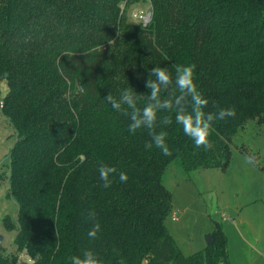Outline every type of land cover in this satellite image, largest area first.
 Masks as SVG:
<instances>
[{
    "label": "trees",
    "instance_id": "obj_1",
    "mask_svg": "<svg viewBox=\"0 0 264 264\" xmlns=\"http://www.w3.org/2000/svg\"><path fill=\"white\" fill-rule=\"evenodd\" d=\"M140 2L151 6L145 27L127 14ZM190 64L204 111L236 115L214 123V148L204 151L173 112V123L156 129L168 133L172 155L146 150L148 131L129 133V119L103 99L127 88L148 95L152 68L174 81L175 66ZM2 81L0 109L16 133L7 197L18 208L16 225L7 215L2 223L27 264H70L85 249L104 264H230L216 222L212 243L183 256L165 226L172 203L163 178L171 162L185 173L225 169L235 133L264 121V0H0ZM146 102L140 96L137 106ZM100 163L128 181L103 188ZM90 211L101 224L94 241ZM0 264H17L16 255L0 252Z\"/></svg>",
    "mask_w": 264,
    "mask_h": 264
},
{
    "label": "rangeland",
    "instance_id": "obj_2",
    "mask_svg": "<svg viewBox=\"0 0 264 264\" xmlns=\"http://www.w3.org/2000/svg\"><path fill=\"white\" fill-rule=\"evenodd\" d=\"M145 9L146 2L130 7L129 21L135 23L131 13ZM0 84L2 97L8 87L4 81ZM260 123L249 119L235 133L225 169L185 173L175 162L167 167L163 184L171 194L172 211L165 226L183 256L203 249L216 222L227 238L228 263L264 264V121ZM15 137L0 109V252L16 255L17 264H27L26 254L17 253L13 244L15 231H7L2 223L7 215L16 225L18 208L7 197L8 153ZM249 155L255 156V166L246 163Z\"/></svg>",
    "mask_w": 264,
    "mask_h": 264
},
{
    "label": "clouds",
    "instance_id": "obj_3",
    "mask_svg": "<svg viewBox=\"0 0 264 264\" xmlns=\"http://www.w3.org/2000/svg\"><path fill=\"white\" fill-rule=\"evenodd\" d=\"M195 68L194 64L176 65L173 81L172 75L166 68L154 67L149 71V78L145 81L148 95H137L132 88H127L121 91L119 99L109 93L103 101L114 111L129 119L127 128L129 133L135 135L141 129L148 131L150 140L145 143L146 150L155 147L165 156L172 155L167 143L168 133L156 129L171 125L173 123L171 114L174 112L176 124L181 126L183 134L190 138L194 146L197 149L210 151L214 148V144L209 139L214 123L234 117L236 112L234 108L219 107L214 112L204 111L209 101L198 90L194 77ZM7 75L4 73L5 78ZM170 88L172 91L162 98V92ZM140 96H145L147 101L142 108L137 106ZM158 114H163L159 115V120ZM245 161L252 166L256 164L254 155L246 156ZM97 171L105 189L111 188L117 178L122 183H126L129 179L125 172H118L116 167L104 163H100ZM88 219L92 222V226L87 232V237L94 241L101 233V224L96 220L94 211L88 213ZM69 259L70 264H104L101 257L92 249H85L81 255H73ZM119 264H125L123 258L120 259Z\"/></svg>",
    "mask_w": 264,
    "mask_h": 264
},
{
    "label": "built area",
    "instance_id": "obj_4",
    "mask_svg": "<svg viewBox=\"0 0 264 264\" xmlns=\"http://www.w3.org/2000/svg\"><path fill=\"white\" fill-rule=\"evenodd\" d=\"M130 16L134 20V22H136L137 24H140L141 26L145 27L151 21V6L149 5V9L136 10L135 12L131 13ZM172 219L175 220L177 218H175V216L173 215Z\"/></svg>",
    "mask_w": 264,
    "mask_h": 264
},
{
    "label": "water",
    "instance_id": "obj_5",
    "mask_svg": "<svg viewBox=\"0 0 264 264\" xmlns=\"http://www.w3.org/2000/svg\"><path fill=\"white\" fill-rule=\"evenodd\" d=\"M205 241H206V245H210L212 243V236L211 235L207 236Z\"/></svg>",
    "mask_w": 264,
    "mask_h": 264
},
{
    "label": "crops",
    "instance_id": "obj_6",
    "mask_svg": "<svg viewBox=\"0 0 264 264\" xmlns=\"http://www.w3.org/2000/svg\"><path fill=\"white\" fill-rule=\"evenodd\" d=\"M205 246H206V242H205ZM200 250H203V249H200ZM200 250H197V251H200Z\"/></svg>",
    "mask_w": 264,
    "mask_h": 264
}]
</instances>
